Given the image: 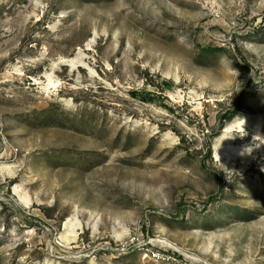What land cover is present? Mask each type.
Returning <instances> with one entry per match:
<instances>
[{
  "label": "rangeland",
  "instance_id": "rangeland-1",
  "mask_svg": "<svg viewBox=\"0 0 264 264\" xmlns=\"http://www.w3.org/2000/svg\"><path fill=\"white\" fill-rule=\"evenodd\" d=\"M0 264H264V0H0Z\"/></svg>",
  "mask_w": 264,
  "mask_h": 264
},
{
  "label": "built area",
  "instance_id": "built-area-1",
  "mask_svg": "<svg viewBox=\"0 0 264 264\" xmlns=\"http://www.w3.org/2000/svg\"><path fill=\"white\" fill-rule=\"evenodd\" d=\"M139 251L143 255L144 259H148L149 261L159 263V262H170L171 260L174 261L170 256H167L157 250H154L153 248L149 247V245H152V242H149V244H141L139 243ZM142 245V246H141ZM174 249V248H172Z\"/></svg>",
  "mask_w": 264,
  "mask_h": 264
},
{
  "label": "bare ground",
  "instance_id": "bare-ground-1",
  "mask_svg": "<svg viewBox=\"0 0 264 264\" xmlns=\"http://www.w3.org/2000/svg\"><path fill=\"white\" fill-rule=\"evenodd\" d=\"M245 153L244 152H242V151H240V152H238V151H233V152H230V157H241V156H243ZM243 158V157H242Z\"/></svg>",
  "mask_w": 264,
  "mask_h": 264
},
{
  "label": "trees",
  "instance_id": "trees-1",
  "mask_svg": "<svg viewBox=\"0 0 264 264\" xmlns=\"http://www.w3.org/2000/svg\"><path fill=\"white\" fill-rule=\"evenodd\" d=\"M239 111L240 110H236V112H234V114H231L229 117H228V120L226 121H231L232 119H234L235 117H237L239 115Z\"/></svg>",
  "mask_w": 264,
  "mask_h": 264
}]
</instances>
